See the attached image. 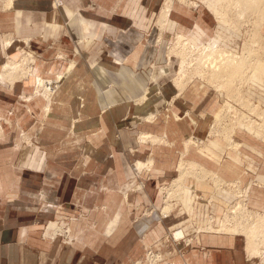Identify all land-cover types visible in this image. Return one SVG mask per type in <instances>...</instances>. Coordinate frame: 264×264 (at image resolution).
Here are the masks:
<instances>
[{
    "label": "rangeland",
    "instance_id": "374dc122",
    "mask_svg": "<svg viewBox=\"0 0 264 264\" xmlns=\"http://www.w3.org/2000/svg\"><path fill=\"white\" fill-rule=\"evenodd\" d=\"M169 1H160L159 9L144 39V42H148L147 44L149 45L148 57L153 54L154 48L162 50L163 62L159 64L152 62L149 64L147 68L150 73L147 85L148 90L146 94L131 100L134 107H140L148 102L154 108L164 101L165 107L163 111L155 112V114L149 116L151 118L142 116L141 120L140 110L133 108L132 134L122 137V132H120L116 150L114 148V152L111 154H106L105 152L102 158L98 160L96 158L88 159L86 150L83 147L75 149L74 143L71 144L74 147L71 148L70 146L67 153H62L61 150L57 149L48 150L52 156L49 157L48 162H51L52 167L47 166L46 172L39 171L38 169L43 162L40 156H37L36 163H34L33 158L30 162L27 156L28 150L42 151L47 149L48 144H45L40 136H44L46 133L50 134L51 129L65 134V131L67 133L72 131L73 126L68 128L62 127L58 118L53 116L54 98L77 66L75 56L79 52L76 50L73 56H71L72 54L64 55L66 49L63 48L65 49L64 52L60 51L58 47L60 42H41L44 38L43 34L29 38L25 35L20 36L13 30V16L4 13L0 14V38L3 39V42H0V215L2 216L3 213L9 217L12 215L16 216L12 212L18 210H11V207L18 202V221L23 225L28 224L30 221L35 226L36 221H38L37 217L39 216L37 209L34 213L35 200H38L39 203L41 202L39 199L45 198L47 193H55L51 189L52 185L57 187L61 180L75 176L72 173L73 168L82 167L86 172L87 167H95L92 163L98 161L100 165H103L115 155H120L121 158L126 157V159L128 158V154L130 155L131 161H128V168L131 171V179L125 180L122 178L121 180L126 181L128 184L135 183L132 192L142 189L143 187L141 186L140 188L139 186L141 184L144 185L149 179L144 173L150 172L151 174L153 167L149 170H138L135 167L136 162L147 161L138 158L141 151L137 144H143L140 142L142 134L139 133L141 128L139 123L141 121L153 122L163 113L175 117L171 106L173 101L171 99L167 101L163 99V88L180 91L181 88L178 86L179 81L182 82L184 88L194 83L199 86L194 91L195 93L188 96L184 95V98L180 100L194 104L195 108H198L197 113H200V116L202 112L206 113V118L211 119L212 129L207 142L203 145L201 144V146H195L194 153L195 161L203 163L207 170L200 164L187 162L190 159L185 158L182 161L185 163H181V165L184 167V172H187L186 177L197 179L199 172H212L209 170L217 167L219 162L205 156L200 149L205 147L210 139H219L222 144L221 154L224 151L221 161L229 160L230 157L228 156L234 158L238 152L249 156L250 166L245 167L243 170L241 169L239 176L244 179V193L248 194V198L253 194V204L263 209V211L249 206L246 217L243 219L239 216L236 219V215H233L232 211L239 204L241 205V214L246 213L243 202L237 201L234 203V196L237 193L229 192L226 188L219 189L212 176L208 175L206 179L215 188V192L219 191L222 193L224 191L234 197L233 203L229 204L224 211L225 214L227 208L233 204L226 213V216L230 214L233 215V218L225 221V225L226 222H231L228 224L230 227L224 228L220 234L208 231L202 232L200 228L204 225L199 226L192 220L189 207L191 204L210 202L211 198L206 200L202 193L191 190L197 197H202L203 200L195 202L194 199L188 203L190 205H185L184 200L186 199V195L183 194L184 190H178L175 183L181 174V170L178 167L174 179L169 184L160 187L161 206L158 208H138L140 215L135 219L133 218L134 222H138L144 218H156L158 216L159 221L140 236L138 244L132 248L126 257L123 258V255L115 256L116 261L124 259L122 260L124 264H264V184L260 186L262 184H259L254 179L256 174H259L261 179L264 177V158L261 160V156L256 154V152L264 154V17L261 16L264 6L261 9H247L248 12L246 14L239 16L233 7H229L230 0H185V2L172 0V14L173 9L178 8H185L186 11L193 12L202 8V10L210 14L212 36L206 43L196 45L186 35L172 33L169 29L172 14L169 16L167 23L164 25L160 24L159 19L162 10ZM5 2H3V5L7 8L8 2L6 4ZM60 2L63 4L59 5L58 3ZM64 5L65 0H53L52 2L54 10H59ZM96 7L97 5L92 2L91 8ZM4 10L8 11V9ZM219 12L225 14L219 15ZM231 22L234 25H231ZM256 25L259 26L258 32L260 34L258 33V36L254 39L252 38V34L257 33ZM253 30L255 31L253 32ZM9 40L11 42L8 46L6 43ZM82 41L85 42L87 39L85 38ZM184 44H188L189 47L187 48ZM213 47H218L227 54L234 56L235 61H233V64L235 65L240 64L239 56L246 53L245 49L252 50L250 54L251 60L242 64L244 68L237 73L233 86H226L225 78L223 80L221 77L208 79L206 75H203L206 69L204 66V55L208 48L214 49ZM53 49L56 52L49 54L48 52ZM184 49L187 53H184ZM4 50L8 54H4ZM258 59L263 62V65L262 63L258 64ZM51 62H54L55 68L48 71V63ZM61 62H67L68 68H65L66 70H59ZM10 63H15L16 66L6 67ZM115 63L123 64L119 60ZM259 65L262 67L260 73H257L255 67ZM166 67L169 68V72L161 76L157 71ZM29 68L32 71V76H36L35 70L37 69L44 84L48 82L49 87H52L51 111L48 115H46L45 111L47 101L42 94L43 87L37 81H34V77L30 74L26 75L25 71ZM57 78L61 79L58 80ZM114 88V84L110 83L102 87L101 91L105 93ZM143 97L145 98L143 99ZM79 101L83 102L82 99ZM35 102H38L41 106L44 105L43 112L39 116L40 118H37V115L33 113V104ZM228 104L232 106L230 112H227L225 108ZM218 113L220 116L217 118ZM79 118L80 116L75 119L73 125ZM152 118L154 119L151 120ZM236 119H242V121L236 122ZM118 130L122 131V127H119ZM226 136H230V139L226 138ZM149 140L146 143H150ZM232 143L235 147H232V150H230L228 147ZM41 156L43 157V154ZM252 160L254 163H252ZM78 161L80 162L79 164ZM48 162L47 164L49 165ZM30 166L31 168H29ZM32 166H36L38 171H34ZM63 167L66 170H59ZM102 168V166H99L100 171ZM246 168H250L256 173H247L245 172L247 171ZM110 176V174L101 173L100 182L105 181L106 184L110 183ZM155 176H158V174H155ZM234 176H236V173ZM49 189L51 190L49 191ZM170 194H173V197L169 200L168 196ZM167 207H170L168 213L165 212V208ZM106 211L107 209L103 205L97 208L94 207L91 211L87 212L84 217V230L77 235L74 234L70 227V221L67 224L61 221L58 216L53 220H49L47 217L46 223L40 225L41 228L38 229V227L32 226L33 229L31 230L38 229V237H31L30 241L36 246L34 248L36 251L42 250V248L46 251V246L49 244L51 247L59 246L60 244L63 246L69 245L75 249L80 244L84 248H89V252L90 250L99 252L102 262V259H107L108 257L106 253H102V250L109 247V239L100 230L98 220L100 215L103 214L102 212ZM99 212L101 213L98 215ZM209 219L210 221L206 226H210L211 223L215 228H220L218 227L220 226V222L216 224L213 218ZM51 222H55L59 226L57 233H54V230H48ZM252 223L257 224L258 227L246 233L247 228ZM237 224L239 226H236ZM180 225L185 230V239H178L176 237L177 227ZM259 230L262 233L263 239L258 249L256 241L261 238V236H257ZM237 232L242 233L237 234ZM248 245H251L253 250H250ZM80 246L79 248H81ZM258 251L260 254H256ZM239 257H241V260ZM55 263H59V260L55 259Z\"/></svg>",
    "mask_w": 264,
    "mask_h": 264
},
{
    "label": "crops",
    "instance_id": "0c3cea01",
    "mask_svg": "<svg viewBox=\"0 0 264 264\" xmlns=\"http://www.w3.org/2000/svg\"><path fill=\"white\" fill-rule=\"evenodd\" d=\"M0 1V14L13 16V30L18 35L29 38L43 34L41 42H60L58 45L60 51L64 52L66 49L64 55L73 56L76 50L79 52L75 56L77 66L54 98L53 116L58 118L62 127L73 126V129L70 133L65 131L67 135L51 129L50 134L40 136L41 140L48 144L47 149L28 150L30 162L33 158L36 163L37 156L42 158L39 171L46 172L47 166L52 167L48 159L52 157L49 151L54 149L67 153L70 146L71 148L75 146V149L83 147L88 159L97 160L102 158L105 152L111 154L114 148L116 150L120 132L122 137L132 134L133 108L140 110L141 120L142 116L149 117L155 112L163 111L164 101L155 108L148 102L140 107H134L131 103L133 98L146 94L148 90L149 64L163 62L162 50L154 48L153 54L148 57L149 45L148 42H144L161 0H65V5L59 10L53 9V0ZM3 2L5 4L8 2L7 8ZM92 2L97 5L96 8H91ZM211 21L210 14L202 8L195 12L178 8L173 9L169 29L172 33L186 35L194 44L199 45L206 43L212 36ZM85 38L87 41L83 42ZM0 42H3L2 38ZM55 52L53 49L48 53ZM4 54L8 52L4 50ZM115 60L122 61L123 64H116ZM48 64V71L54 70V62ZM60 64L59 70L68 68L67 62ZM157 72L163 76L169 72V68ZM35 74L39 76L40 72L36 69ZM110 83H113L115 88L102 92L101 88ZM197 87L199 86L193 83L186 86L182 92L163 88V99L173 101L171 106L175 117L163 113L153 122H138L141 125L139 131L141 136L147 137L146 142L150 139V143L141 140L143 144H137L141 151L138 158L147 160L146 162L153 160L151 174L144 173L149 179L144 185L139 186L140 188L142 186V189L132 192L135 183L128 184L121 180L131 179V171L128 168V161H131L129 154L128 160L126 157L115 155L103 165L98 161L92 163L95 167H87L86 172L82 167L73 168L72 173L75 176L61 180L57 187L52 185L51 189L55 193H47L45 198L39 199L41 201L39 203L35 200L34 213L37 209L39 215L35 226L30 221V224L26 225L18 221V202L11 207V210H18L12 212L16 216L9 217L3 213L0 215V264H124L122 262L124 259L117 262L115 256L126 257L138 244L140 236L159 221L157 216L134 222L133 218L140 215L138 208L161 206L160 187L174 179L177 168H181L185 158L190 159L187 161L189 163L194 162L206 167L203 163L195 161L194 153L195 146L203 145L210 137L211 119H207L204 112L200 116L194 104L180 100L184 95L195 93ZM80 99L83 102H80ZM46 108L47 104L45 111ZM43 109L44 105L41 106L38 102L33 104V113L37 118H40ZM50 111L51 102L46 115L50 114ZM78 116L79 120L73 125ZM119 127H122V131L118 130ZM156 139L158 142L152 143ZM73 143L74 146L71 145ZM221 147L219 139H210L200 151L208 158L217 160L219 162L217 167L209 170L212 172H199L197 179L185 176L183 180L185 187L190 191L196 190L202 193L205 199L211 198L210 202L191 204L189 207L192 220L199 226L204 225L201 228L209 223V218H213L216 224L225 223L226 213L233 204L227 208L225 214L224 211L234 199L224 191L215 192V188L207 181V176L215 175L227 181L242 179L244 182L239 176L240 170L250 166L249 156L241 152L236 153L234 158L228 156L231 160L221 161L224 152L221 154ZM256 154L263 160L262 152ZM99 166L103 167L101 171ZM151 167L145 169L149 170ZM61 169L66 170L64 167L59 170ZM33 170L38 171L36 166ZM101 173L111 175L110 183L100 182ZM254 179L263 186L264 177L261 179L259 174H256ZM252 195L249 198V206L263 211L253 204ZM103 205L107 211L102 212L98 224L109 239V247L102 250V253L107 254V259H102L101 262L99 252L93 250L89 252V248H84L80 244L77 249L61 244L53 247L49 244L46 251L43 248L38 251L34 249L36 246L30 239L38 237V229L41 228L40 225L46 223L47 217L53 220L58 216L67 224L70 221V227L77 235L84 230L85 214L94 207ZM32 226L38 229L31 230ZM180 232L185 234L182 230ZM55 259H58L59 263H55ZM239 259L241 260V257Z\"/></svg>",
    "mask_w": 264,
    "mask_h": 264
},
{
    "label": "bare ground",
    "instance_id": "6f19581e",
    "mask_svg": "<svg viewBox=\"0 0 264 264\" xmlns=\"http://www.w3.org/2000/svg\"><path fill=\"white\" fill-rule=\"evenodd\" d=\"M182 2L184 1L185 2V0H181ZM172 3H173V1L172 0H170L169 1V3H167L165 6H164V8H163V10H162V14H161V16H160V19H159V22H160V24L161 25H164L165 23H167L168 22V18H169V16L171 15V12H172ZM259 4V5H258ZM264 6V0H230V3H229V7L230 8H232L233 7V9H235L236 11H237V13L236 14H238L239 16L241 15V14H246L248 11H247V9H258V8H262ZM58 7V6H57ZM264 10V9H263ZM223 12H226V11H223ZM223 12H219V15H221V14H225V13H223ZM261 16H263L264 17V11H262V15ZM231 25L233 24L234 25V23L233 22H231L230 23ZM235 27H237L236 25H235ZM256 29H257V33H253L252 34V38H254L255 39V37H257L258 36V29H259V26H257L256 25ZM255 30H253V32H254ZM260 34V33H259ZM10 40L9 41H7V45L9 46L10 45ZM5 44V43H4ZM184 46H187V48L189 47L188 46V44H184ZM214 48V47H213ZM246 50V53H243L242 55H240L239 56V65H235V64H233V61H235V58H234V56H231V55H229V54H227L225 51H223V50H221V49H219L218 47H216V48H214V49H212V48H208L207 49V52L205 53V55H204V58H205V60H204V66L206 67V69L204 70V74L203 75H206V77L209 79H211V78H218V77H221L222 78V80L225 78L226 79V81H225V85L226 86H233V81L235 80V78L237 77V73L238 72H240V71H242L243 70V68H244V66H242V64L244 63V62H246V61H249V60H251V56H250V54H251V51L252 50H248V49H245ZM184 51V53H187L186 52V50L184 49L183 50ZM253 51H254V49H253ZM25 54V53H24ZM250 56V57H249ZM263 59V58H262ZM36 61V60H35ZM258 61H259V63L258 64H261L262 63V65H263V62L260 60V59H258ZM35 64V63H34ZM4 65V64H3ZM8 66H16L15 65V63H10V64H8L6 67H8ZM261 65H259V66H256L255 67V70L257 71V73H260V71H261ZM23 69V68H22ZM22 72H24V71H22ZM26 72V75H31L32 76V71H31V69L29 68L27 71H25ZM212 73H214L212 76H211V74ZM32 77H34V81H37L39 84H41V86L43 87V95H44V98H45V100L47 101V108H46V111L48 112L49 111V106H50V102L52 101L51 99V95H52V93H53V90H52V87H49L50 85H49V83L47 82V84H44V81H43V79L40 77V76H32ZM30 78V77H29ZM58 79V78H57ZM59 79H61V78H59ZM58 79V80H59ZM8 82V81H7ZM55 83V82H54ZM58 83V82H57ZM178 86L181 88V90L180 91H182L183 89H184V87H183V84H182V82H180L179 81V83H178ZM60 88V87H59ZM55 89V88H54ZM231 89V88H230ZM40 94V93H39ZM32 95V94H31ZM38 95V94H37ZM29 96V95H28ZM145 98V97H144ZM25 101V100H24ZM31 101V100H30ZM225 108H226V111L227 112H230L231 111V109H232V106L231 105H226L225 106ZM220 116V114H218L217 115V118ZM242 121V119H236V122H241ZM228 137V139H230V136H226V138ZM141 139H140V141L142 140L143 142H146V141H144L147 137L146 136H141L140 137ZM157 143L158 141H157V139L156 140H154V141H152V143ZM229 143H231V142H229ZM236 146H238V145H236ZM232 147H235L234 146V144L232 143L231 144V146L230 147H228L230 150H232ZM151 166H153V160L152 159H150L148 162H141V161H138V162H136V164H135V167L138 169V170H143V169H145V168H150ZM180 170H181V174H180V176H179V178L175 181V183L177 184V189L178 190H180V189H183L184 190V194L186 195V199L184 200V204L185 205H187L188 203H190V202H192L194 199H192V197H191V195L189 196V194H188V192L190 191V189H188V188H186L185 187V185H184V182H183V180H184V177L187 175V172H184V167L183 166H181V168H180ZM194 175H196V174H194ZM212 179L216 182V185H217V187L219 188V189H225L224 187H223V184H224V182H227V181H224V180H222L221 178H219L218 176H215V175H213L212 176ZM232 183H234V182H232ZM227 189V188H226ZM192 194V193H191ZM173 197V194H170L169 196H168V198H169V200L171 199ZM207 200V199H206ZM238 202H240V201H238ZM240 203H242V202H240ZM188 205H190V204H188ZM175 206V205H174ZM240 207H241V205L239 204V206H237V207H235V210H233L232 211V214L233 215H236V219L240 216V217H242L243 219L246 217V213H244V214H241V212H240ZM244 208H245V205L243 206ZM165 212L166 213H168L169 211H170V207H167V208H165ZM233 215H230V214H227V216H226V219H225V221L227 220H229L230 218H233ZM223 219H224V216H223ZM255 220V219H254ZM231 222H226V225H225V223H223L222 224V222H220V226H218V227H220L219 229L218 228H215L213 225H210V226H205V227H203V228H200L201 229V231L203 232V231H208V232H210V233H218V234H220L221 233V231L224 229V228H227V227H230V226H228V224H230ZM254 223V222H253ZM252 223V225L249 227V228H247V230H246V233H248L251 229H254V228H257L258 227V225L257 224H253ZM221 225H222V227H221ZM236 226H239L238 224L236 225ZM59 226L55 223V222H51L50 224H49V228H48V230H54V233H57L58 231H59ZM200 231V230H199ZM264 232V231H263ZM238 233H242V232H237V234ZM261 231L259 230L258 231V234H257V236L259 237V236H261ZM177 236H184V234L183 233H181V232H179V233H177ZM55 239V238H54ZM185 239V238H184ZM263 239V236H261V238L259 239V240H257L256 242L258 243V249H259V244L261 243V240ZM249 248H250V250H253L252 249V247H251V245L249 246ZM159 252V251H158ZM256 254H260V252L258 251ZM159 262V261H158Z\"/></svg>",
    "mask_w": 264,
    "mask_h": 264
},
{
    "label": "built area",
    "instance_id": "2783aa9c",
    "mask_svg": "<svg viewBox=\"0 0 264 264\" xmlns=\"http://www.w3.org/2000/svg\"><path fill=\"white\" fill-rule=\"evenodd\" d=\"M58 4L61 5L63 3L60 2ZM246 170L247 171H245V172H247V173L248 172L256 173V172L252 171L250 168H246ZM232 182H234V183H232ZM223 187L224 188H227V190H229V192L232 191L234 193H237V195L234 196L235 197L234 203L237 202V201L243 202V204L245 205V212L247 214L248 211H249L248 210V207H249V205H248L249 198L247 197L248 194L244 193V190H243V181L240 180V179H238V180H234V181L224 182ZM183 194H184V192H183ZM188 194H189V196L191 195L192 199H195V202L196 201L203 200L202 197H197V195H195L192 191H189ZM177 230L178 231L176 232V237L178 239H184L185 236H186L185 234H184V236H177V233H179L181 230L185 233L184 228L180 225L179 227H177ZM187 242H189V240H187Z\"/></svg>",
    "mask_w": 264,
    "mask_h": 264
}]
</instances>
